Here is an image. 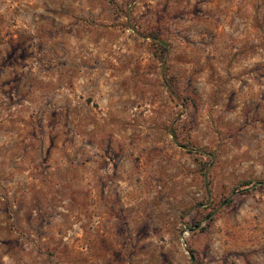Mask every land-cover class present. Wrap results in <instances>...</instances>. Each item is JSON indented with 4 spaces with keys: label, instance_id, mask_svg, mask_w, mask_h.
Instances as JSON below:
<instances>
[{
    "label": "rangeland",
    "instance_id": "rangeland-1",
    "mask_svg": "<svg viewBox=\"0 0 264 264\" xmlns=\"http://www.w3.org/2000/svg\"><path fill=\"white\" fill-rule=\"evenodd\" d=\"M0 264H264V0H0Z\"/></svg>",
    "mask_w": 264,
    "mask_h": 264
},
{
    "label": "trees",
    "instance_id": "trees-1",
    "mask_svg": "<svg viewBox=\"0 0 264 264\" xmlns=\"http://www.w3.org/2000/svg\"><path fill=\"white\" fill-rule=\"evenodd\" d=\"M161 46H162V44L161 43H159Z\"/></svg>",
    "mask_w": 264,
    "mask_h": 264
}]
</instances>
